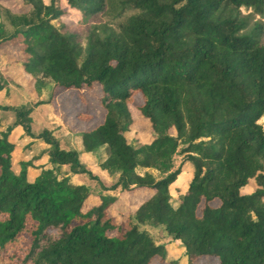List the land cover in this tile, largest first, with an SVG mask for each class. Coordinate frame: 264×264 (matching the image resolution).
I'll return each instance as SVG.
<instances>
[{
	"label": "trees",
	"instance_id": "obj_1",
	"mask_svg": "<svg viewBox=\"0 0 264 264\" xmlns=\"http://www.w3.org/2000/svg\"><path fill=\"white\" fill-rule=\"evenodd\" d=\"M22 2L0 3V111L9 84L37 97L52 85L62 119L77 92L100 119L81 131L83 153L128 205L71 184L70 175L97 179L52 132L33 134L28 107L14 108L12 123L0 120V264H181L145 226L179 242L184 264H264V0ZM136 95L147 136L133 130ZM19 151L31 158L15 172ZM178 155L193 172L174 202ZM43 156L51 168L29 181ZM250 180L256 189L242 195Z\"/></svg>",
	"mask_w": 264,
	"mask_h": 264
},
{
	"label": "rangeland",
	"instance_id": "obj_2",
	"mask_svg": "<svg viewBox=\"0 0 264 264\" xmlns=\"http://www.w3.org/2000/svg\"><path fill=\"white\" fill-rule=\"evenodd\" d=\"M0 3L14 11H21L24 9V3L22 0H0ZM137 13L128 12V15H136ZM242 14L248 16L250 12L248 10L242 9ZM256 19H258L256 17ZM62 21L71 26H75V19L73 16H64ZM107 19L105 16L101 15L97 18L98 24H106ZM86 28L82 30L81 33L85 32ZM5 66V61L0 58V73L5 76L3 68ZM7 97L3 100V106L8 107V110L0 111V120L2 122V129L6 128L14 120V108L28 107L31 111L32 124L31 129L34 135H39L43 130H48L52 132L55 138L58 140L60 148L66 151H76L79 155V162L93 175L97 180H91L85 175H70V183L73 185H84L90 192L94 195L103 196H113L115 197L119 204L128 205V197L120 195L119 189L111 190L109 189L115 182L114 178H111L106 172L101 171L95 162H93L87 155L83 153L81 145V131L85 129H91L100 123V119L95 116L85 114L84 108L81 105L79 94L75 91L70 92L66 100V114L67 118L62 119V116L55 112L54 107L48 103L52 85H47L41 91V94L37 97L36 95H31V87H16L13 84H9ZM2 96V93L1 95ZM42 103L41 105H38ZM142 105V98L140 95H136L132 104L129 106L132 118L134 120L133 130L138 132L140 135L147 136L150 133V127L141 123L139 119V107ZM63 114V113H62ZM260 124L264 126V118L260 120ZM18 132L13 136V140L17 136ZM45 146L39 147L41 151ZM31 157H26L21 151L16 153L12 161V169L15 172L19 171V162L26 161ZM34 169L28 170V180L33 181L40 172V167L45 169H50L51 165L48 164L47 156H43L36 163ZM174 168L181 167L182 173L177 178V180L170 186V194L173 201L176 202L177 199L182 196L188 189V185L192 178L193 169L190 164L185 163L183 155H178L174 158ZM62 170H67L63 168ZM156 178L159 175L154 171H150ZM142 173V171H138ZM99 181V182H98ZM106 188V189H104ZM256 189L255 181L250 180L248 185L244 187L241 191L242 195H249L253 193ZM150 236L153 238L157 245H165L167 247V261L181 262L184 264V250L181 248L179 242L172 240L163 227H143ZM150 264H164L159 259H154ZM195 264H217V261L210 258H204Z\"/></svg>",
	"mask_w": 264,
	"mask_h": 264
},
{
	"label": "crops",
	"instance_id": "obj_3",
	"mask_svg": "<svg viewBox=\"0 0 264 264\" xmlns=\"http://www.w3.org/2000/svg\"><path fill=\"white\" fill-rule=\"evenodd\" d=\"M86 155V154H85Z\"/></svg>",
	"mask_w": 264,
	"mask_h": 264
}]
</instances>
